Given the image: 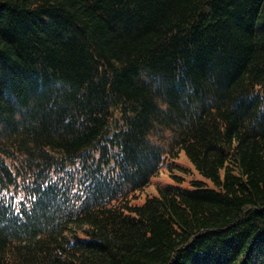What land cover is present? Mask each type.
<instances>
[{
    "label": "trees",
    "instance_id": "1",
    "mask_svg": "<svg viewBox=\"0 0 264 264\" xmlns=\"http://www.w3.org/2000/svg\"><path fill=\"white\" fill-rule=\"evenodd\" d=\"M0 264H264V0H0Z\"/></svg>",
    "mask_w": 264,
    "mask_h": 264
},
{
    "label": "rangeland",
    "instance_id": "2",
    "mask_svg": "<svg viewBox=\"0 0 264 264\" xmlns=\"http://www.w3.org/2000/svg\"><path fill=\"white\" fill-rule=\"evenodd\" d=\"M175 176L180 177V179ZM195 180H203L209 184V181L194 169L185 153L181 152L175 162L169 166H161L160 171L150 179L149 184L139 193H136L137 196L134 195L136 198L133 201L138 204L142 203L146 196L156 195L158 187L165 184L178 183L184 188H192V183Z\"/></svg>",
    "mask_w": 264,
    "mask_h": 264
}]
</instances>
